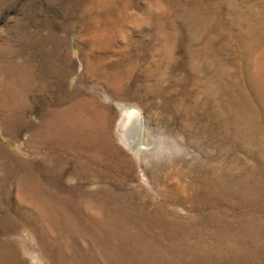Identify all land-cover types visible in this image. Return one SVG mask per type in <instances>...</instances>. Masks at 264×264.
I'll return each instance as SVG.
<instances>
[{
  "label": "rangeland",
  "instance_id": "374dc122",
  "mask_svg": "<svg viewBox=\"0 0 264 264\" xmlns=\"http://www.w3.org/2000/svg\"><path fill=\"white\" fill-rule=\"evenodd\" d=\"M0 264H264V0H0Z\"/></svg>",
  "mask_w": 264,
  "mask_h": 264
},
{
  "label": "bare ground",
  "instance_id": "6f19581e",
  "mask_svg": "<svg viewBox=\"0 0 264 264\" xmlns=\"http://www.w3.org/2000/svg\"><path fill=\"white\" fill-rule=\"evenodd\" d=\"M128 115V114H127ZM132 115V116H131ZM131 117L128 119L129 121V123L132 125V127H134V132H135V129H136V131L137 132H141V122H140V120H139V115H138V113H137V111H135V110H132L131 111ZM128 129V128H127ZM124 130V129H123ZM130 133V132H129ZM131 136V135H130Z\"/></svg>",
  "mask_w": 264,
  "mask_h": 264
}]
</instances>
